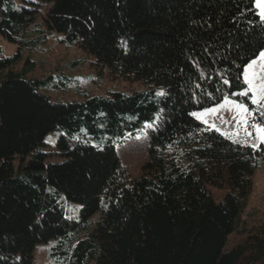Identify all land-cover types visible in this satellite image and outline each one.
I'll return each mask as SVG.
<instances>
[{"label": "trees", "instance_id": "obj_1", "mask_svg": "<svg viewBox=\"0 0 264 264\" xmlns=\"http://www.w3.org/2000/svg\"><path fill=\"white\" fill-rule=\"evenodd\" d=\"M51 33L143 88L52 101L44 91L65 74L28 77V57L15 68ZM0 36L16 47H0V264H31L48 241L58 264H264V228L224 250L264 145L190 115L246 87L239 66L264 48L254 0H0ZM141 133L148 161L128 181L117 147ZM208 186L226 190L220 201Z\"/></svg>", "mask_w": 264, "mask_h": 264}, {"label": "rangeland", "instance_id": "obj_2", "mask_svg": "<svg viewBox=\"0 0 264 264\" xmlns=\"http://www.w3.org/2000/svg\"><path fill=\"white\" fill-rule=\"evenodd\" d=\"M39 8V14H44L43 5H40ZM0 47L5 55L16 52L15 44L9 43L1 36ZM27 57L29 61L34 63V69L28 74V77L38 78L58 73L65 74L68 77L65 85L44 91L52 101H82L90 96L107 95L111 91L126 92L143 88V85L139 82L112 78L108 75L106 68L94 66L93 57L80 47L76 45L68 46L63 42H58L56 33L47 34L38 48H25L21 53V60L15 68L23 65ZM161 90L159 88L158 92ZM202 110L194 112H201ZM222 114L227 119H231L232 113L227 110ZM210 120H214L216 125L223 131L231 132L234 130V122L222 124L218 118H210ZM59 135L60 132L58 131H51L46 134L44 138L45 146L42 148L46 161L54 162L61 159L54 148ZM117 154L121 170L127 176V180L131 181L139 177L141 167L148 161V135L141 133L128 138L117 147ZM208 188L215 202L220 201L226 191L223 188L213 186H208ZM262 228H264V165L258 164L251 177L246 206L236 226V231L228 236L224 250L240 243L249 232L258 231ZM50 243L51 241H48L35 245L31 264H58L52 261L48 255Z\"/></svg>", "mask_w": 264, "mask_h": 264}, {"label": "snow or ice", "instance_id": "obj_3", "mask_svg": "<svg viewBox=\"0 0 264 264\" xmlns=\"http://www.w3.org/2000/svg\"><path fill=\"white\" fill-rule=\"evenodd\" d=\"M254 5L261 23H264V0H254ZM239 67L242 68V72L236 79L239 80L242 77L243 84L246 85L243 90L226 93L215 106L204 108L201 112L190 113V115L204 123L208 130H215L232 143L240 147H250L255 151L264 145V48L258 50V54L254 53ZM221 76L223 77V74ZM222 82L231 86V81L227 77H223ZM157 95H163V93L159 92ZM232 96L247 97L251 105L255 107H250L244 100H233ZM225 110L232 113L230 120L222 114ZM210 118H218L222 124L234 122V130L223 131Z\"/></svg>", "mask_w": 264, "mask_h": 264}]
</instances>
